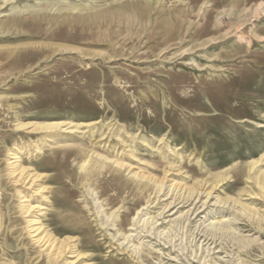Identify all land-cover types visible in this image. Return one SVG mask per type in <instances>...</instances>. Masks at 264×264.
<instances>
[{"label":"rangeland","instance_id":"obj_1","mask_svg":"<svg viewBox=\"0 0 264 264\" xmlns=\"http://www.w3.org/2000/svg\"><path fill=\"white\" fill-rule=\"evenodd\" d=\"M260 4L0 0V264H264Z\"/></svg>","mask_w":264,"mask_h":264},{"label":"bare ground","instance_id":"obj_2","mask_svg":"<svg viewBox=\"0 0 264 264\" xmlns=\"http://www.w3.org/2000/svg\"><path fill=\"white\" fill-rule=\"evenodd\" d=\"M260 9H264V4H260V5H258V7H257V10H260ZM256 10V11H257ZM264 12V11H263ZM66 126V125H65ZM60 127H62V125H60L59 123H50V124H46V125H38L36 128L37 129H39V130H46V131H52V130H56V129H58V128H60ZM68 129V128H67ZM121 143L122 144H124L125 142L122 140L121 141ZM263 161H264V159H262ZM257 163H258V161L257 162H255V163H253L252 164V168H254L256 165H257ZM136 176V175H135ZM258 185L260 186V183H258ZM260 189H261V191H263V186H260ZM161 191V190H160ZM159 191V192H160ZM191 199V196H188V198H186V199H183L182 198V200L181 201H179L178 199H174V201L171 203V204H169V205H167V207H169V206H171V205H173V207L171 208V210H174V212H172V213H170V215H168V216H174L175 214H177V213H179V210L180 209H182V208H184V206H185V204L189 201ZM196 200V199H195ZM176 201H179V202H177L176 204H174ZM185 201V202H184ZM200 202V200L198 201V203ZM207 202V201H206ZM206 202H202L201 203V205L200 206H198L197 207V203L195 204V203H190V208L186 211V213H185V215L183 216V217H186V218H188L189 219V216L190 215H195L197 212H199V210L200 209H204V211L208 208L207 206V204H206ZM180 205V206H179ZM166 207V208H167ZM177 208V209H176ZM165 209V208H164ZM175 209H176V211H175ZM170 210V209H169ZM163 211V210H162ZM168 212V211H167ZM166 214H168V213H166ZM161 215H162V213H161ZM244 215V214H243ZM165 218V217H164ZM188 219H186V220H188ZM237 220V219H236ZM235 222H237V221H235V219H234V221H232V223H230V224H232V225H235L234 223ZM226 223H227V221H226ZM209 227V226H208ZM212 227H213V225H212ZM223 227V226H222ZM209 229H211V228H209ZM217 229V228H216ZM213 230H215V229H212V233L214 232ZM209 231V230H208ZM206 232V231H205ZM208 235H209V233H208ZM207 235V236H208ZM205 236H206V234H205ZM213 240V239H212ZM212 244H213V242H212Z\"/></svg>","mask_w":264,"mask_h":264}]
</instances>
